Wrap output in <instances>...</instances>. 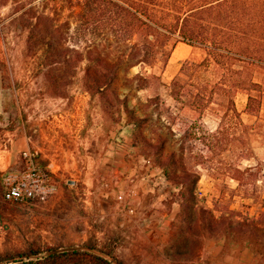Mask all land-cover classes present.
<instances>
[{"label": "rangeland", "instance_id": "rangeland-1", "mask_svg": "<svg viewBox=\"0 0 264 264\" xmlns=\"http://www.w3.org/2000/svg\"><path fill=\"white\" fill-rule=\"evenodd\" d=\"M21 4L0 0V147L20 132L29 142L17 162L0 171V255L33 246L65 250L92 244L125 264H264V172L258 171L264 165V96L258 110L249 112L246 92L237 90L238 121L226 111L224 95L194 96L217 79L208 69L187 70L181 83L191 95L183 90L173 98L169 88L181 63L204 57L183 42L168 59L159 56L153 68L123 63L104 94L86 91L82 42L47 46L42 25L30 39L33 50L26 52L29 28L21 29L16 19ZM43 4L44 15L53 17L54 2ZM55 18L58 24L73 20L67 8ZM68 48L75 51L70 63L61 60ZM177 48H186L185 56L165 70ZM143 69L156 81L139 83L135 76ZM196 99L199 105L191 106ZM219 102L224 106L215 105ZM92 130L99 147L94 177L79 178L75 163L50 172L47 154L89 141ZM24 153L54 183L42 202L3 198L7 174L26 166ZM246 166L254 171L247 180L238 173L241 182L230 178V167ZM123 200L126 205H115ZM211 215L225 224L211 230ZM247 219L256 220L253 244L246 238ZM228 222L235 225L232 231Z\"/></svg>", "mask_w": 264, "mask_h": 264}, {"label": "trees", "instance_id": "trees-1", "mask_svg": "<svg viewBox=\"0 0 264 264\" xmlns=\"http://www.w3.org/2000/svg\"><path fill=\"white\" fill-rule=\"evenodd\" d=\"M15 1L22 2L16 17L21 29L29 28L26 52L33 50L35 43L30 39L42 25L48 34L47 46L82 42L79 58L85 61L86 91L104 94L118 77L123 63H127V67L153 68L159 56L168 59L174 45L183 42L202 50L204 57L198 62L189 57L181 63L179 74L169 88L173 98L179 99V93L186 91L181 77L186 76L187 70L196 74L210 69L217 73V79L197 89L195 97L206 93L208 98L215 99L224 95L226 111L238 121L240 115L233 99L237 90L242 89L247 94L245 110L257 111L261 104L264 96V0H42L36 4H31L33 0ZM50 1L54 2L53 17L44 15L43 3ZM66 8L71 10L73 20L67 18L63 23H56V15L60 16ZM71 30L73 34L69 36ZM41 38L45 36L40 35ZM74 52L65 49L61 60L70 63ZM56 61L58 59L52 62ZM135 78L146 84L155 82L157 76L143 69ZM189 93L187 90L185 95ZM198 102L200 100L196 99L191 106H198ZM121 103L126 110L124 100ZM221 103L215 105L224 106ZM174 162L170 159L171 164ZM258 171L264 172V165L258 167ZM228 172L230 178L238 182H241L240 177L247 180L254 174L251 166L230 167ZM246 221L243 222L247 226L246 238L253 244L251 237L257 234L256 220ZM207 224L211 230H216L225 223L211 215ZM228 224L232 231L235 225ZM86 247L61 250L55 246H33L1 254L0 264H125L116 257H107L108 251L92 244Z\"/></svg>", "mask_w": 264, "mask_h": 264}, {"label": "crops", "instance_id": "crops-1", "mask_svg": "<svg viewBox=\"0 0 264 264\" xmlns=\"http://www.w3.org/2000/svg\"><path fill=\"white\" fill-rule=\"evenodd\" d=\"M188 47H191L188 45ZM187 52L186 48L175 50L174 59L169 58L166 63L165 70H173L175 68L176 62L181 60L185 53ZM179 57V58H178ZM42 73V72H38ZM11 74V72H10ZM37 73L30 75V77L36 76ZM45 76V73H42ZM239 112L242 113V109H238ZM3 112L6 113V110L3 109ZM91 139L85 140L82 139L79 143L64 145L60 149H56V151H52L50 155L47 154L50 158V164L48 168L50 172H54V169H59L60 167H70L73 163L78 164L79 169L75 172H78L79 176L84 179H88L89 177H94L97 167V161L99 157V147L96 142V131L92 130V134L90 135ZM29 147L28 137L20 132L19 134H15L14 138L8 143L7 147H0V171L7 169L12 164H15L19 159V156L22 152L27 151ZM54 155L60 156L61 161L57 162L54 158ZM18 172V171H16ZM14 172V173H16ZM131 192V191H130ZM101 193V192H100ZM101 194L107 196L110 192H102ZM121 194H125V191H122ZM129 195V194H128ZM115 205H126L125 200L122 201L121 204L116 203ZM128 205V204H127Z\"/></svg>", "mask_w": 264, "mask_h": 264}, {"label": "built area", "instance_id": "built-area-1", "mask_svg": "<svg viewBox=\"0 0 264 264\" xmlns=\"http://www.w3.org/2000/svg\"><path fill=\"white\" fill-rule=\"evenodd\" d=\"M27 163L24 169L8 173L5 177L3 198L8 201L42 202L54 192L51 175L24 153Z\"/></svg>", "mask_w": 264, "mask_h": 264}, {"label": "bare ground", "instance_id": "bare-ground-1", "mask_svg": "<svg viewBox=\"0 0 264 264\" xmlns=\"http://www.w3.org/2000/svg\"><path fill=\"white\" fill-rule=\"evenodd\" d=\"M179 58V57H178Z\"/></svg>", "mask_w": 264, "mask_h": 264}]
</instances>
